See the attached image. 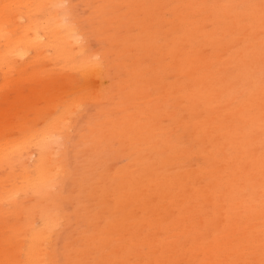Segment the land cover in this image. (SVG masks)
Masks as SVG:
<instances>
[{"label": "bare ground", "instance_id": "obj_1", "mask_svg": "<svg viewBox=\"0 0 264 264\" xmlns=\"http://www.w3.org/2000/svg\"><path fill=\"white\" fill-rule=\"evenodd\" d=\"M263 28L264 0H0V91L17 63L31 80L37 61L65 60L89 99L74 104L85 111L71 132L60 120L43 134L33 164L11 160L24 139L0 145V180L12 168L24 195L61 186L62 214L39 211L42 228L18 236L11 257L264 264V41L247 39ZM58 79L28 95L56 96ZM246 81L253 91L238 98ZM45 151L61 160L44 172ZM256 223L252 237L236 234Z\"/></svg>", "mask_w": 264, "mask_h": 264}, {"label": "rangeland", "instance_id": "obj_2", "mask_svg": "<svg viewBox=\"0 0 264 264\" xmlns=\"http://www.w3.org/2000/svg\"><path fill=\"white\" fill-rule=\"evenodd\" d=\"M253 1L245 0V6L250 7ZM242 8L239 6L236 8V11ZM19 9L23 13L26 12V7L24 6H20ZM22 25L21 23L19 28ZM256 36H259L264 41V28L258 34L251 31L247 39H253ZM233 52L240 54L238 49L233 50ZM210 60L213 67L216 63L218 64L215 57L210 56ZM64 61L60 63L37 61L39 64L36 66L39 67L35 72H40L42 75L40 79L35 78L31 80L28 78L27 66L17 63L16 67L7 73V85L0 91V131L8 128L5 132L1 131L0 133V145L9 143L10 145L8 147H10L15 142L24 139L27 149L20 150L17 152L18 156L11 157V160L20 157V161L24 166L31 165L37 160L38 153L35 151L34 146L44 145L43 142H40L43 139V134L47 130L57 129L55 127L60 120L63 121V125L69 130L68 133L71 132L76 121L85 111L84 106L78 108L77 113H73L74 104L77 101L81 103H87L89 101L82 94L84 93V87H82L83 82L81 81L82 75L79 72H75V69H71L72 63ZM40 65L46 68V73ZM260 72L264 80V60L260 64ZM57 77L59 79L55 83H62L64 90L61 89L56 96L51 94L50 98H48L43 93H31L28 95V90H32V87H35L36 84L43 85L45 88H51L47 83ZM245 83L246 90L241 91L238 98H245L248 92L251 93L253 91L254 87L252 83L249 81ZM81 95H83V98H81ZM239 103V99L230 102L228 111L234 110ZM2 105H4V109L1 108ZM32 108L35 110L34 114L29 112ZM16 113L18 114L17 117H15ZM13 117H15V120H13ZM25 131L26 133H24ZM257 145L259 146V144ZM257 150L263 153L259 148ZM45 155L41 166L44 172L53 168V165L56 167L57 161L61 160L60 155H50L49 151H45ZM126 161L127 159L124 157L118 159L115 162L116 168H120ZM65 166L66 164L62 162V167ZM30 182L35 188L39 187L36 180L31 179ZM25 184V176L17 175L12 168L0 180V194L5 193L3 197H0V264L6 257H13L14 264L25 263L24 257L18 258L17 255L11 257L10 254L12 252L10 250L14 247V242H18V236L23 234L21 237L23 239L24 235L26 236L30 231L35 232L42 228L41 221L38 219L39 211L45 209L50 210L53 214H62L61 209L57 206L58 200L56 198V195L59 193L58 188L61 186H58V188L48 186L44 193L28 192L24 195L20 190ZM52 206H54L55 210L52 209ZM65 223L66 219H63V223L59 229H64ZM260 226L261 224L259 223L251 227L245 226L238 230L236 234H247L252 237L253 233Z\"/></svg>", "mask_w": 264, "mask_h": 264}]
</instances>
